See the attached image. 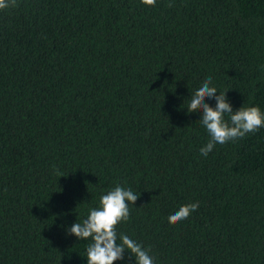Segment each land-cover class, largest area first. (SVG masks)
<instances>
[{"label":"trees","instance_id":"trees-1","mask_svg":"<svg viewBox=\"0 0 264 264\" xmlns=\"http://www.w3.org/2000/svg\"><path fill=\"white\" fill-rule=\"evenodd\" d=\"M209 77L233 111L264 113V0L0 10V264H87L92 240L67 230L117 185L140 194L117 243L154 264H264V127L201 156L187 106Z\"/></svg>","mask_w":264,"mask_h":264},{"label":"clouds","instance_id":"clouds-1","mask_svg":"<svg viewBox=\"0 0 264 264\" xmlns=\"http://www.w3.org/2000/svg\"><path fill=\"white\" fill-rule=\"evenodd\" d=\"M148 6H155L156 0H141ZM16 0H0V10L15 7ZM211 77L206 79L202 86L191 96L187 106L188 113L201 114L200 124L205 128L210 139L206 146L200 149L201 156H207L216 144H225L243 138L264 127V113L257 106L244 107L233 111L228 102L226 92H219L210 87ZM206 99H215V107L205 103ZM225 116L228 119H225ZM140 194L131 189L117 185L100 198L99 208L90 209L89 214L82 223H74L68 233L78 240H92L87 247V264H113L114 261L123 260L127 250L135 256V264H154L153 258L141 244L127 235L119 237L117 243L116 226L127 221L130 216L129 204L134 205ZM199 207V202L183 205L174 214L168 217L170 224H177L187 219Z\"/></svg>","mask_w":264,"mask_h":264}]
</instances>
